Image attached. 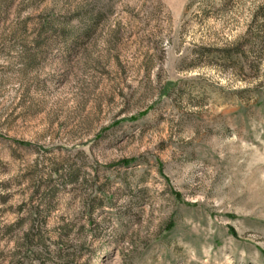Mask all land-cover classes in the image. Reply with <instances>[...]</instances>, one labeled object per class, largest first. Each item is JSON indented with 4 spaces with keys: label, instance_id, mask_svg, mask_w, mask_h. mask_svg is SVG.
Returning a JSON list of instances; mask_svg holds the SVG:
<instances>
[{
    "label": "rangeland",
    "instance_id": "1",
    "mask_svg": "<svg viewBox=\"0 0 264 264\" xmlns=\"http://www.w3.org/2000/svg\"><path fill=\"white\" fill-rule=\"evenodd\" d=\"M0 264H264V0H0Z\"/></svg>",
    "mask_w": 264,
    "mask_h": 264
},
{
    "label": "trees",
    "instance_id": "2",
    "mask_svg": "<svg viewBox=\"0 0 264 264\" xmlns=\"http://www.w3.org/2000/svg\"><path fill=\"white\" fill-rule=\"evenodd\" d=\"M55 34L56 35H58L59 37H66L67 36V32L66 31H56L55 32ZM73 41H75V40H69V42H73ZM69 227L68 226H65V227H63L62 229H61V232H62V236L63 237H67L68 236V233L70 232L69 230ZM70 230H73V229H70ZM84 231V228H81L80 229V233L82 234V232ZM32 237L33 236H27V239H26V245H29V244H34V241H32L33 239H34V237H33V239H32ZM64 244V243H63ZM38 246L39 247H42V249L43 250H45L46 251V249H47V247H46V245H45V243L43 242V240H42V237L41 236H39V241H38ZM62 246H64V245H62ZM30 248H32V246H29ZM61 251H59V253H58V257H62V254L60 253ZM37 256H39L38 254H37ZM48 260H50V259H48Z\"/></svg>",
    "mask_w": 264,
    "mask_h": 264
}]
</instances>
